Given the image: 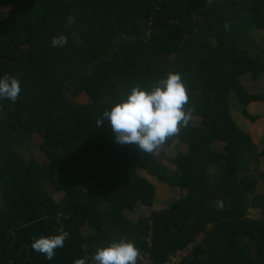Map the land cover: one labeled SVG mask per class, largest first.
Returning a JSON list of instances; mask_svg holds the SVG:
<instances>
[{"label": "trees", "instance_id": "trees-1", "mask_svg": "<svg viewBox=\"0 0 264 264\" xmlns=\"http://www.w3.org/2000/svg\"><path fill=\"white\" fill-rule=\"evenodd\" d=\"M237 23L264 30V0H0V77L13 75L21 87L15 103L0 99V264H92L98 247L121 236L140 250L138 264L146 253L149 264H164L201 235L179 264H264V216H246L236 187L260 175L250 164L242 172L246 135L229 108L235 94L242 114L256 120L246 105L264 96L240 87L241 77L258 81L264 62L240 53ZM61 34L67 43L54 47ZM169 72L181 74L192 112L157 155L116 143L106 119L97 126L133 87L151 89ZM18 130L46 157L42 165L11 143ZM215 140L225 142L224 152L212 149ZM210 164L224 171L216 185ZM174 187L188 191L168 209L137 222L123 215ZM86 225L93 234L83 233ZM60 231L70 238L52 260L32 250L33 238ZM242 236L256 242L254 251Z\"/></svg>", "mask_w": 264, "mask_h": 264}, {"label": "clouds", "instance_id": "clouds-1", "mask_svg": "<svg viewBox=\"0 0 264 264\" xmlns=\"http://www.w3.org/2000/svg\"><path fill=\"white\" fill-rule=\"evenodd\" d=\"M211 4L212 0H208ZM69 24L74 18L69 16ZM226 29L227 24L224 26ZM67 37L63 34L53 37L54 47H63ZM21 92L20 81L13 75L0 77V99L15 103ZM189 103L188 90L178 72H169L166 77L145 89L135 86L127 99L115 103L106 109L97 126H102L106 119L115 135V142L121 145H135L140 153L157 155L161 148L177 136L181 126H186L191 118L192 108ZM218 209L224 208L223 200H218ZM70 238L68 231L58 234L33 238L31 248L52 260L56 250L62 248ZM92 264H138L140 250L132 240L120 237L113 239L106 246L98 247L92 256ZM73 264H86L84 258H76Z\"/></svg>", "mask_w": 264, "mask_h": 264}, {"label": "crops", "instance_id": "crops-1", "mask_svg": "<svg viewBox=\"0 0 264 264\" xmlns=\"http://www.w3.org/2000/svg\"><path fill=\"white\" fill-rule=\"evenodd\" d=\"M238 20V18H237ZM257 34H259V31L264 32L263 29L260 28H254ZM261 32V33H262ZM263 35V33H262ZM249 56V55H248ZM251 57V56H250ZM253 58V57H251ZM254 59H257L256 57ZM257 60H261L260 58ZM260 62L263 63V60ZM261 78V77H260ZM260 94V93H259ZM263 95V94H262ZM264 96V95H263ZM254 101V100H253ZM251 101V102H253ZM258 101V100H255ZM250 102V103H251ZM233 123L236 125L237 129L240 130L241 132L245 133L246 138H244L243 143H242V149L244 151V155L242 154L239 158V164L241 167L244 168V171L246 174H249L247 171V166L250 164L252 167L255 168L256 174L259 173V177L254 178L253 175V184L254 186V191L249 190V185H246L244 182H239L236 183L237 189L240 191L242 195H245V200H247V210H246V216L251 217V219L254 218L260 219L264 216V177H261V173H264V156H261V152L264 150V116H256V120L252 121L248 117L243 116V118H240V122L237 119V116H230ZM224 141L222 140H215L212 144L215 151L218 152H224V145L222 144ZM177 145V144H176ZM38 149V148H37ZM39 150V149H38ZM170 159V162L164 161V166L168 169V173H173L175 171L176 165L171 161L172 158L168 157ZM246 161V162H245ZM42 165L41 163H39ZM209 170L212 172V180L210 182L212 184L216 185V182L220 176L224 173V171L221 168H218L217 165L214 166L212 164L209 165ZM172 171V172H170ZM237 180H248V176H243V177H235ZM234 177H229L230 180H234ZM177 180V179H175ZM165 187V186H164ZM187 188H180V187H174L173 190L168 189V188H160L157 190V194L154 200V203L152 204L151 207L149 206H140L136 210H128L126 209L123 212V215L130 221L137 222L140 218H145L149 217L147 212L151 214L153 209H155L156 206H160L159 211L165 210L169 208V205H171L174 201L179 200L180 197L185 196L187 194ZM60 195L54 196L55 199H59L62 197H59ZM143 207V208H142ZM144 211V214L138 215L136 218L137 220L134 221L130 219V216L127 214V212L134 213L137 210ZM155 211V210H154ZM149 214V215H150ZM89 229V230H88ZM83 233L85 235L93 234L94 229L90 227V225H86L83 228ZM111 232H114V228H110ZM242 242L246 245H251L252 247H245L246 249H252L253 251L255 250L254 244L256 242L252 241L249 236H242ZM228 246L226 247L225 245L220 247V251L224 253L227 250ZM145 257V255H144ZM141 264V262H140Z\"/></svg>", "mask_w": 264, "mask_h": 264}, {"label": "rangeland", "instance_id": "rangeland-1", "mask_svg": "<svg viewBox=\"0 0 264 264\" xmlns=\"http://www.w3.org/2000/svg\"><path fill=\"white\" fill-rule=\"evenodd\" d=\"M33 8L39 12L40 11V6L38 2H31L30 3ZM2 17L5 18L6 16H9L10 14V10L9 7H5L2 9ZM237 29L239 30V32H237V43H238V47H239V51L241 54H245V55H249L253 58H257V59H261L264 62V32L259 31V34H257V32L255 31L254 28H251L250 30H242L244 28L243 24H236ZM263 35H262V33ZM260 60V61H261ZM241 82L242 85L240 87H243L244 90L248 91V92H255V93H260L264 95V75L261 76V78L258 81L253 80V78L248 74H246L245 76L241 77ZM231 106L229 108H231V113H233V116H237L238 121L240 122V118H243V114L241 112L242 109V105L240 103L241 99L237 97V95L231 94ZM83 100L82 97L80 96H72L71 99H74L75 101H79ZM73 101V102H75ZM246 108L248 109V111L255 115V116H264V100H258V101H253V102H249L246 105ZM193 122L194 123H200V117L195 115L192 116ZM10 141L11 143L14 145V147L18 148V150L22 149V152L24 153L25 159H34L36 162L43 164V162L46 161V157H44L43 153L40 151V149L38 150L35 145L33 144V142L29 139V136L27 135V133H25L23 130H18L15 131L11 137H10ZM225 143V142H224ZM224 143H222L224 145ZM177 144V143H176ZM19 150V151H20ZM167 160V161H166ZM170 159L168 158H164V161L166 162H170ZM142 174H144V171H141ZM178 178V175H176V178ZM54 193V191H53ZM109 205H105V208H108ZM143 208V207H142ZM160 206H156L155 209H153V211H159ZM127 214L130 216V219L136 221L138 215H143L144 211H141L140 209L135 211L134 213H130L127 212ZM148 216H150L148 213ZM89 230V229H88ZM204 239V236L201 235L195 242V246L197 244H199L202 240ZM190 245V244H189ZM190 251V248L188 249ZM144 260L141 262V264H149L148 261L149 259L148 254H144Z\"/></svg>", "mask_w": 264, "mask_h": 264}, {"label": "built area", "instance_id": "built-area-1", "mask_svg": "<svg viewBox=\"0 0 264 264\" xmlns=\"http://www.w3.org/2000/svg\"><path fill=\"white\" fill-rule=\"evenodd\" d=\"M195 247L194 243H191L190 245L186 246L183 249L177 250L174 254H172L165 262L164 264H179L181 261L188 257L193 248ZM190 248V251L188 250Z\"/></svg>", "mask_w": 264, "mask_h": 264}]
</instances>
